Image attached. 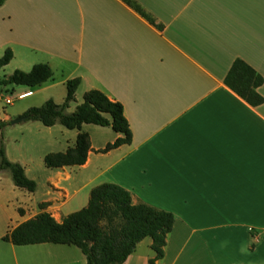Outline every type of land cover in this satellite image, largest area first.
<instances>
[{
  "label": "crops",
  "instance_id": "1",
  "mask_svg": "<svg viewBox=\"0 0 264 264\" xmlns=\"http://www.w3.org/2000/svg\"><path fill=\"white\" fill-rule=\"evenodd\" d=\"M133 1L154 24L122 0L0 5V53L12 52L8 65L44 63L53 72L23 96L79 79L67 112L97 90L123 106L131 133L130 144L99 153L121 136L95 126L92 133L113 132L95 146L84 132L91 146L85 164L55 169L63 181H49L40 200L36 186L29 203L15 208L0 190V264H86L74 246H14L2 237L41 213L61 223L102 184L173 215L163 257L153 264H264V0ZM235 59L263 79L257 107L223 83ZM75 169L86 177L72 185ZM150 247L143 239L123 264H149Z\"/></svg>",
  "mask_w": 264,
  "mask_h": 264
},
{
  "label": "trees",
  "instance_id": "2",
  "mask_svg": "<svg viewBox=\"0 0 264 264\" xmlns=\"http://www.w3.org/2000/svg\"><path fill=\"white\" fill-rule=\"evenodd\" d=\"M149 23L153 19L133 0H122ZM4 0H0V5ZM7 49L0 57V70L12 60ZM53 72L47 64H34L28 72L15 70L0 80V86H24L35 88L50 80ZM224 85L252 107L259 106L263 99L257 89L263 83L262 77L240 59H235L223 79ZM80 80H67L65 97L61 104L47 100L40 107L27 109L21 116L25 121L38 122L50 128L56 124L67 130L78 132L74 145L64 152L47 154L43 163L47 169L79 167L85 164L91 150L89 137L81 132L83 125L109 127L121 137L107 144L99 153H106L131 142V133L124 117L123 106L108 99L103 93L91 90L84 94L82 102L71 113L67 112L75 100ZM0 121V130L6 125ZM7 171L13 185L27 193H34L36 184L25 175L24 168L10 162L4 150L0 133V172ZM45 204L39 205L43 209ZM174 217L171 213L157 210L146 204H133L130 194L114 184L94 187L87 205L56 223L49 214L41 213L18 225L2 237L4 242L14 246L54 244L74 246L85 257L86 264H123L143 239L151 240L154 260L163 257L167 235L171 232Z\"/></svg>",
  "mask_w": 264,
  "mask_h": 264
},
{
  "label": "rangeland",
  "instance_id": "3",
  "mask_svg": "<svg viewBox=\"0 0 264 264\" xmlns=\"http://www.w3.org/2000/svg\"><path fill=\"white\" fill-rule=\"evenodd\" d=\"M3 53H0V57ZM17 60L0 70V80L7 78L15 70L28 72L30 67L21 70L18 68ZM29 91L24 86H0V119L10 118L6 125L0 130L2 142L4 145L5 155L10 162L21 165L25 170L28 179L35 182L37 191L33 194L34 199L40 200L46 191L49 181L61 179L64 175L61 170L47 169L44 166L43 159L47 154L64 152L68 147H72L77 131L67 130L56 124L54 127H44L38 122L24 121L19 124L11 125L10 121L21 116L27 109L40 107L47 100L61 104V98L65 95L64 86H56L53 91L43 92L36 89L31 90V96L22 94ZM51 96V97H50ZM5 99H11V104H5ZM94 125H83L81 131L93 134L94 145L103 146L109 142L113 135L111 130L92 133ZM61 173L62 175H59ZM86 177L83 170L75 169L71 172V184L79 183ZM64 185L68 183L64 182ZM0 190L5 193L11 200L13 207L16 208L18 203L28 204L30 194L24 190L16 188L7 171L0 172ZM28 211L29 209L26 208ZM148 239V238H146Z\"/></svg>",
  "mask_w": 264,
  "mask_h": 264
},
{
  "label": "water",
  "instance_id": "4",
  "mask_svg": "<svg viewBox=\"0 0 264 264\" xmlns=\"http://www.w3.org/2000/svg\"><path fill=\"white\" fill-rule=\"evenodd\" d=\"M25 121V118L23 117H20V118H16V119H13L10 121V124L11 125H15V124H19V123H22Z\"/></svg>",
  "mask_w": 264,
  "mask_h": 264
},
{
  "label": "built area",
  "instance_id": "5",
  "mask_svg": "<svg viewBox=\"0 0 264 264\" xmlns=\"http://www.w3.org/2000/svg\"><path fill=\"white\" fill-rule=\"evenodd\" d=\"M4 103L7 104V105H8V104H11V99H5V100H4Z\"/></svg>",
  "mask_w": 264,
  "mask_h": 264
}]
</instances>
